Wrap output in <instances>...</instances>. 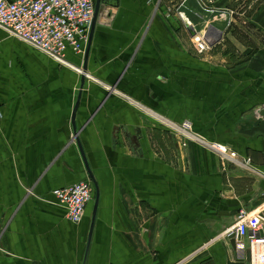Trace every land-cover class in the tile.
Instances as JSON below:
<instances>
[{"label": "crops", "instance_id": "crops-1", "mask_svg": "<svg viewBox=\"0 0 264 264\" xmlns=\"http://www.w3.org/2000/svg\"><path fill=\"white\" fill-rule=\"evenodd\" d=\"M245 1H104L68 63L0 27V264L241 260L232 238L203 247L241 208L264 210V32L241 27ZM198 32L216 42L205 54ZM84 180L94 196L74 223L53 192Z\"/></svg>", "mask_w": 264, "mask_h": 264}, {"label": "built area", "instance_id": "built-area-1", "mask_svg": "<svg viewBox=\"0 0 264 264\" xmlns=\"http://www.w3.org/2000/svg\"><path fill=\"white\" fill-rule=\"evenodd\" d=\"M95 6V0H0V27L61 63H68L65 59L67 49L75 53L84 52L90 38ZM205 9L210 13L217 11V8L208 6ZM222 11L223 17L230 16L228 24H232L235 11L226 8ZM193 43L199 54L211 49L203 33H196ZM76 69L83 72L81 68ZM175 128L179 139H190L192 136L188 121L175 125ZM209 147L219 154L221 161L243 164L227 146L209 143ZM247 160L246 163H249L250 160ZM53 193L57 203L67 209L69 220L79 223L93 200L94 186L91 180H84L56 189ZM230 238L236 242L238 259L244 260L248 248L249 264H264V210L241 208L235 223L208 241L203 248L215 241ZM190 259L191 256L186 257L177 264H186Z\"/></svg>", "mask_w": 264, "mask_h": 264}, {"label": "water", "instance_id": "water-1", "mask_svg": "<svg viewBox=\"0 0 264 264\" xmlns=\"http://www.w3.org/2000/svg\"><path fill=\"white\" fill-rule=\"evenodd\" d=\"M104 1H107V0H95V5H96L95 6V16H94L93 23H92V27H91L89 43H90L91 36H92L93 30H94V27H95V22L97 20L98 14H99V12H100V10L102 8V5H103ZM213 28L214 27H212L211 31H213ZM205 38H206V40L208 41V43L210 45H213L214 43H216L210 37H208V35H206ZM88 50H89V46H88V49H87V54H88ZM84 83H85V74H83L82 79H81V87H83ZM74 133L76 135L77 132L75 131ZM78 145H79V142H78ZM79 148L81 150V153L83 155V158H84V160L86 162V165H87V168H88V163H87V160H86V157H85L84 150H83V148H82L81 145H79ZM179 154H180V152H179ZM88 172H89L90 178L92 179V181H93V183L95 185V189H96L95 205H94V216H95L96 209H97V205H98V202H99V189H98L97 183L95 181V178H94V176H93V174H92V172H91V170L89 168H88ZM90 237H91V234L89 236V239H90ZM232 241H233L232 242L233 245H235V240L233 239ZM227 264H247V262H245V261H235L232 258H228L227 259Z\"/></svg>", "mask_w": 264, "mask_h": 264}, {"label": "rangeland", "instance_id": "rangeland-1", "mask_svg": "<svg viewBox=\"0 0 264 264\" xmlns=\"http://www.w3.org/2000/svg\"><path fill=\"white\" fill-rule=\"evenodd\" d=\"M261 9V2H255L252 0H247L242 6V9H239L243 16L241 19V27L244 31H249L253 34V37H256L260 32H264L263 29L260 28V24L257 23L254 18L256 13Z\"/></svg>", "mask_w": 264, "mask_h": 264}]
</instances>
